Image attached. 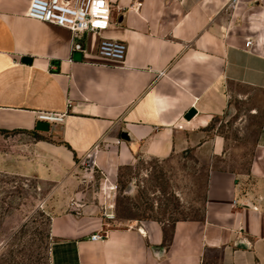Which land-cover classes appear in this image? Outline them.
I'll return each mask as SVG.
<instances>
[{"label": "crops", "instance_id": "crops-1", "mask_svg": "<svg viewBox=\"0 0 264 264\" xmlns=\"http://www.w3.org/2000/svg\"><path fill=\"white\" fill-rule=\"evenodd\" d=\"M31 2L0 0V175L59 184L98 148L108 176L188 154L207 173L197 218L115 226L79 205L56 213L52 263L264 264V124L249 160L209 125L248 92L264 116V54L223 23L231 0H109L112 23L81 38L82 62L70 31L27 17ZM101 39L124 42L125 60L99 57ZM40 113L65 120L45 131Z\"/></svg>", "mask_w": 264, "mask_h": 264}, {"label": "rangeland", "instance_id": "rangeland-1", "mask_svg": "<svg viewBox=\"0 0 264 264\" xmlns=\"http://www.w3.org/2000/svg\"><path fill=\"white\" fill-rule=\"evenodd\" d=\"M222 18L245 46L254 42L264 54V0H231ZM261 99L260 93L248 92L246 99H236L230 115L209 122L212 131L234 146L238 159L249 160L260 135ZM99 151L79 158L76 173L59 184L0 175V264H53L51 219L76 205L115 226L201 215L207 173L194 155L167 161L141 158L108 176L96 166Z\"/></svg>", "mask_w": 264, "mask_h": 264}, {"label": "built area", "instance_id": "built-area-1", "mask_svg": "<svg viewBox=\"0 0 264 264\" xmlns=\"http://www.w3.org/2000/svg\"><path fill=\"white\" fill-rule=\"evenodd\" d=\"M27 17L70 31L73 37L78 39L74 43L73 53H82L84 45L81 38L90 33L99 35L112 23V6L109 0H32ZM246 45L250 48L253 43L248 41ZM126 54L127 46L124 42L100 40L97 50L99 57L113 62H123ZM37 118L40 122L48 124H62L65 114L40 113ZM103 239L104 237L98 234L91 236L92 242Z\"/></svg>", "mask_w": 264, "mask_h": 264}, {"label": "water", "instance_id": "water-1", "mask_svg": "<svg viewBox=\"0 0 264 264\" xmlns=\"http://www.w3.org/2000/svg\"><path fill=\"white\" fill-rule=\"evenodd\" d=\"M72 59H73L74 62H82L83 54L80 53V52H75V53H73ZM23 61L25 63H30L31 62V60L29 58H24ZM195 115H196V111L192 109L186 114L185 119L190 121L192 118L195 117ZM41 126L45 127V131H48L49 128H50V125L48 123H42ZM124 138L126 140H128V137L126 135L124 136Z\"/></svg>", "mask_w": 264, "mask_h": 264}]
</instances>
